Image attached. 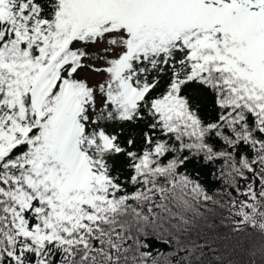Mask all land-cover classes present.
I'll return each instance as SVG.
<instances>
[{"label": "snow or ice", "instance_id": "snow-or-ice-1", "mask_svg": "<svg viewBox=\"0 0 264 264\" xmlns=\"http://www.w3.org/2000/svg\"><path fill=\"white\" fill-rule=\"evenodd\" d=\"M0 264H264V0H0Z\"/></svg>", "mask_w": 264, "mask_h": 264}]
</instances>
